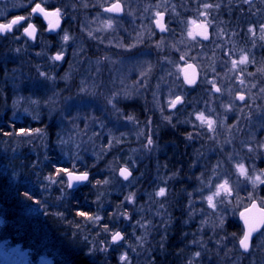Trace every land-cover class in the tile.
<instances>
[{"label": "rangeland", "instance_id": "1", "mask_svg": "<svg viewBox=\"0 0 264 264\" xmlns=\"http://www.w3.org/2000/svg\"><path fill=\"white\" fill-rule=\"evenodd\" d=\"M43 1L82 14L70 19V32L58 33L52 41L41 35L36 48L18 43L14 35L0 36V97L10 98L8 108L18 118L29 114L56 124L57 151L71 170L86 166L93 167L94 176L104 172L106 177L91 185L99 195L88 215L93 219L81 216V225L71 230L78 246L101 264H147L155 252L163 258L164 233L176 207L188 249L186 258L174 256L176 264H264L262 231L244 253L238 247L242 231L227 229L251 202L264 207V185L255 181L256 175L264 178V0H128V28L127 0ZM110 1L122 5L121 17L105 12ZM32 3L0 0V21ZM159 13L168 20L161 37L150 29ZM190 15L196 17L187 20ZM203 16L212 28L207 41L184 31ZM60 53L68 55L65 67L53 60ZM243 57L247 62L234 70L232 61ZM187 63L198 72L192 87L181 77ZM176 96L183 103L170 108ZM201 112L216 121L215 132L196 120ZM149 137L153 144L146 147ZM170 137H179L180 145ZM237 163L249 170L251 182L238 175ZM121 166L132 173L126 182L117 176ZM55 170L52 179H58ZM225 180L232 195L218 197L213 209L206 198ZM47 187L46 197L57 193L56 205L67 206L75 190L67 189L66 180L48 179ZM160 188L166 190L163 197L156 195ZM130 194H135L132 203L126 200ZM114 195L119 200L113 201ZM37 202H27V215L56 209ZM97 216L111 228L102 229ZM115 232L123 240L113 243ZM0 264L51 261L41 257L31 262L19 244L1 241Z\"/></svg>", "mask_w": 264, "mask_h": 264}, {"label": "trees", "instance_id": "2", "mask_svg": "<svg viewBox=\"0 0 264 264\" xmlns=\"http://www.w3.org/2000/svg\"><path fill=\"white\" fill-rule=\"evenodd\" d=\"M6 94L8 95L9 92ZM9 104L10 98L5 96L2 101L0 97V242L19 244L28 252L31 262H37L41 257H45L51 261V264H101L96 257L87 254L78 246V239L73 237L74 232L72 234L71 230L81 225V216L77 215L79 211L91 214L93 199L99 196L97 191L91 189V185L96 179L102 181L106 177L104 172L100 171L98 176H94L93 167L77 166L75 171L89 173L90 182L72 191L67 206L63 205L64 202L56 205L57 193H54V196L50 192L52 198L46 197L47 180L49 177H54L52 171L54 168L65 167L69 170L72 168L57 151L54 140L56 124L46 125L44 118L40 119L29 114L22 117L20 115L18 118V115L11 113ZM37 129L40 131L37 132ZM21 130L28 134H23ZM181 133L179 131V136ZM178 138L172 137L168 141L180 145ZM119 198L114 195L112 200L116 201ZM30 200L38 201L37 203L41 201L56 209L50 208V212L44 216H29L25 213V209ZM174 208L171 215L173 221L168 227L169 232H163L166 237L163 258L155 252L149 256L147 264L166 262L176 264L174 256L186 258L188 254L187 235H184V229L179 225L180 216L176 207ZM97 224H100L102 229L105 226L111 228L103 219ZM227 229L237 233L242 231L237 222L227 226ZM159 236L162 237V232ZM110 257L113 259L112 255ZM112 263L115 261L113 260Z\"/></svg>", "mask_w": 264, "mask_h": 264}, {"label": "snow or ice", "instance_id": "3", "mask_svg": "<svg viewBox=\"0 0 264 264\" xmlns=\"http://www.w3.org/2000/svg\"><path fill=\"white\" fill-rule=\"evenodd\" d=\"M33 2H34V0H33ZM205 7L208 8V7H211V5H205ZM105 10L108 12H111V13H119L122 9H121V5L119 3H115L111 7L106 8ZM35 13H42L45 16V18L47 19L49 16H53V15L58 16L60 14V10L57 9L54 13L46 12L45 9L41 7V4L37 3L35 5V7L32 8V14H35ZM27 19H28V17H25V16H17V17H15V19L11 20L9 23L0 24V34H5V33L13 31L14 26H17V27L22 26L21 21H26ZM192 23H195V21H192ZM157 26L160 27L161 31H166V28L160 23V21H157ZM108 27H111V23L108 24ZM49 30L50 31L55 30V27L51 26V22H50V29ZM24 31L28 36L32 37V36H34L35 28L32 24H29L28 27L24 29ZM249 31H252V30L250 29ZM200 35H203V39H208V36L206 34H200ZM189 36L192 37L193 39L195 38L191 32H189ZM63 39L66 42L69 40V36L67 34H65ZM261 39H264V36H262ZM129 47H134V45H130ZM62 58H63L62 53L57 54L54 57L55 60H61ZM183 59H184V57L181 56V60H183ZM246 62H247V57L241 58V60L238 62L236 60H233L232 61L233 69L234 70L236 69L238 63L239 64H245ZM187 67L193 68V65L188 64ZM193 71H194V74L191 76V78L189 77V75L187 73H185V82L188 85H195L197 83L195 70H193ZM145 74L146 73H141V75H145ZM41 75H44V74L41 73ZM207 82L212 85V88L216 92L221 91L220 88L216 87V83L214 80H209ZM240 82H241V84H243V80H241ZM82 91H83V89H82ZM238 99L241 101H244L245 96L241 95L238 97ZM109 103H112V101L109 100ZM181 103H183L182 98L180 96H176L175 99L170 100L169 107L175 109L176 106L178 104H181ZM229 110H230V108H229ZM131 119H132V117H129V120H131ZM166 119H168L169 122H171L170 117H168ZM196 120H199L201 122L202 126L206 123L208 126V130L215 132L216 129H215L214 125L216 124V121L211 120L208 117H206L203 112L198 113L196 115ZM36 131L39 132L40 130L37 129ZM21 132L25 135L28 134V133L24 132V130H21ZM189 138L191 139V134H189ZM62 143H63V141H62ZM152 144H153V140L151 137H149L146 147L151 146ZM109 146H111V141L109 142ZM261 147H264V145H261ZM249 151H252V149L250 147H249ZM216 167H220V162L217 163ZM236 168H237L238 175L244 177L245 179L249 180L250 182L252 181V177L249 175V170L245 167V165L243 163H237ZM214 174H215V172H214ZM120 175L123 176L125 180H127L128 177L131 175V172L128 170L127 167L121 168ZM64 176H67V187L68 188H73L77 184L90 182L89 181V173L87 171H85V172H82L80 174H77L75 171V166H73V170H69L68 168H65V167H58L55 170V177L58 179H52V177H50L49 179H51L53 183L59 182V183L63 184V183H65ZM210 180H211V178H210ZM255 181H258L259 185H264V178H262L261 175H256ZM97 183H100V182L97 181ZM257 187H258V184L253 182V189L255 190ZM134 195L135 194H130L128 197H126V200L129 203L134 202ZM156 195L160 196V197L165 196L166 195L165 188H160L159 191L156 193ZM222 195H225V196L232 195V187L230 186V183L228 180H225L222 184H217L216 185V191L213 192L212 195L207 196L206 199L208 201L209 207L215 209L216 200L218 197H221ZM251 196H252V194L250 193L249 198H251ZM28 198L31 199V197H28ZM252 207L253 208L257 207L255 201L253 202ZM260 211H261L260 221L256 225L250 227L248 229V231H246L243 234V237L239 241L240 246L244 251L249 250L250 241L252 238V234L254 232L262 231V234H264V207H262L260 209ZM77 214L80 216L87 217L88 219H93V217L88 216V214L83 212V211H79ZM241 215L243 216V213ZM94 219L99 220L100 217L97 216V217H94ZM247 223H248L247 220H245L246 225H247ZM105 230L106 231L108 230L107 226H105ZM121 240H123V236L121 235L120 232H115L112 235V242L113 243L119 242ZM196 255L199 256L200 253H196ZM121 259L122 260L126 259V256H122Z\"/></svg>", "mask_w": 264, "mask_h": 264}, {"label": "flooded vegetation", "instance_id": "4", "mask_svg": "<svg viewBox=\"0 0 264 264\" xmlns=\"http://www.w3.org/2000/svg\"><path fill=\"white\" fill-rule=\"evenodd\" d=\"M249 1H250V3L253 2V0H249ZM37 3L41 4V7L44 8L46 12L54 13L57 9H60L57 7H52L51 5L47 4V2H44L43 0H35L32 3V5L29 6V8H27L24 11H21L19 13H16L13 16H10L7 20L0 21V24H4V23H9L11 20L15 19V17H17V16L28 17V19L26 21H21L22 26H18V27L14 26L13 31L5 33V34H0V36L5 37L6 35H14V37L19 40L18 43H20L24 46H30L32 48H36L41 35L43 38H47L48 40L52 41L53 37L55 35H57L58 33L70 32V29L68 28V27H70V19L73 17V19L77 20V18L80 17V15L82 14V11H80V10L69 11L67 8H62V9H60V14L58 16L53 15V16H49L46 19L42 13L32 14V8H34ZM115 3H119V2L115 1L114 3H112L110 1L109 5H107L106 8L111 7ZM121 9H122V5H121ZM105 12L110 14V15H113V17H121L123 14V11L121 12L120 15L108 12L106 10H105ZM159 15H162V25L166 28V31L160 32L158 30L156 24H155ZM194 17H196V16L190 15L187 17V20H191V18L193 19ZM167 21L168 20H167L165 14L159 13L155 16L153 23L151 25L149 24L150 29H154L155 32L157 33V35H159V37L164 36L168 30ZM50 22H51V26L55 27L54 31L49 30L50 29ZM125 23H126V26L128 28V0H127V6H126V22ZM29 24H32L35 28L34 38L32 40H30L25 35L26 33L24 31V29L27 28ZM75 24H76V27L78 29L79 23H77L75 21ZM180 25H181V22H180ZM152 26H153V28H152ZM184 31H185V33L187 32L188 34H189V32H191L194 34L195 37L202 38V39H203V35H200V34H206L208 36V39H203V40L207 41V40H209V38L211 36L212 28L210 27V25L207 22V17L205 18V16H203L202 18H200L199 22H196L192 25L186 24ZM196 32L199 33V35H197ZM56 55L57 54L53 55V60L55 61V63L62 62L63 67H65L67 60H68L67 53H65V54L63 53V58L61 60H55L54 57Z\"/></svg>", "mask_w": 264, "mask_h": 264}, {"label": "water", "instance_id": "5", "mask_svg": "<svg viewBox=\"0 0 264 264\" xmlns=\"http://www.w3.org/2000/svg\"><path fill=\"white\" fill-rule=\"evenodd\" d=\"M121 12H122V11H120L119 13H115V14L120 15ZM157 21H160V23L162 24V15H159V16H158V18H157V20H156V22H155L156 26H157ZM157 28H158V30H159L160 32H162V31L160 30V27L157 26ZM196 34L199 35L197 32H196ZM25 35H26L30 40H32V39L34 38V36L30 37V36H28L27 34H25ZM187 65H188V64H187ZM187 65H184V66L182 67V69H181V77H182V80H183V82L185 83L186 86H188V87H192V86H194V85H188V84L185 82V73H187V74L189 75V77L191 78V76L194 74V71H193V70H195L196 79H197V81H198V72H197L196 67H195L193 64H191V65H193V68H188ZM195 85H196V84H195ZM239 96H241V95H237L236 98L238 99ZM121 168H125V167H124V166H121V167L118 169V171H117V176H118L122 181L126 182V181H128V180L131 178V175L128 177L127 180H125L124 177L120 175V170H121ZM128 170H129V169H128ZM129 171H130V170H129ZM77 174H80V173H77ZM131 174H132V173H131ZM65 180H66V183H67V176H65ZM85 183H86V182H85ZM85 183L77 184V185H76L75 187H73V188H68V187H67V188L70 189V190H73V189H76V188L82 186V185L85 184ZM255 203H256V202H255ZM252 205H253V202H251L247 207L243 208V209L238 213V216H237V218H238V222H239L240 226L242 227V236H241V238L243 237V234H244L246 231H248V229H249L250 227L256 225V224L260 221V219H261V211H260L261 207H260L257 203H256V205H257L256 208H253ZM242 213H243V216L241 215ZM245 220H247V222H248L247 225L245 224ZM259 232H261V231L254 232V233L252 234V238H251V241H250V245H251V242H252L253 238H254ZM239 241H240V240H239ZM239 241H238V247H239V249H240L242 252H244V253H245V252H248V251H244V250L241 248Z\"/></svg>", "mask_w": 264, "mask_h": 264}]
</instances>
